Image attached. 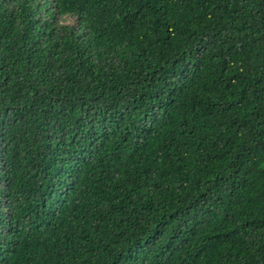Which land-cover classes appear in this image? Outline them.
I'll return each mask as SVG.
<instances>
[{
	"label": "trees",
	"instance_id": "trees-1",
	"mask_svg": "<svg viewBox=\"0 0 264 264\" xmlns=\"http://www.w3.org/2000/svg\"><path fill=\"white\" fill-rule=\"evenodd\" d=\"M0 264H264V0H0Z\"/></svg>",
	"mask_w": 264,
	"mask_h": 264
}]
</instances>
